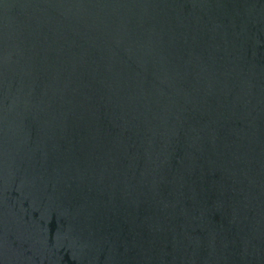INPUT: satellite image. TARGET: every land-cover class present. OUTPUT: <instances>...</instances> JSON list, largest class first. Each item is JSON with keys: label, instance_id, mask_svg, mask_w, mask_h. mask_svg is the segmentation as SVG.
Listing matches in <instances>:
<instances>
[{"label": "water", "instance_id": "water-1", "mask_svg": "<svg viewBox=\"0 0 264 264\" xmlns=\"http://www.w3.org/2000/svg\"><path fill=\"white\" fill-rule=\"evenodd\" d=\"M0 264H264V0H0Z\"/></svg>", "mask_w": 264, "mask_h": 264}]
</instances>
